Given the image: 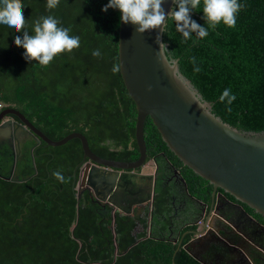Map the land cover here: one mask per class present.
Returning <instances> with one entry per match:
<instances>
[{
    "label": "trees",
    "instance_id": "1",
    "mask_svg": "<svg viewBox=\"0 0 264 264\" xmlns=\"http://www.w3.org/2000/svg\"><path fill=\"white\" fill-rule=\"evenodd\" d=\"M21 2L29 34L35 19L52 15L60 26L71 29L70 35L80 37V46L44 67L26 61L24 49L14 44L22 31L0 25V103L14 105L51 139L79 131L97 155L135 160L139 155L135 104L121 74L111 71L118 62L119 10L102 11L108 0H59L53 9L46 7L47 0ZM239 2L243 8L236 26L221 23L203 39L193 33L185 41L169 19L163 30L165 53L169 60L178 59L179 71L204 101L211 102L215 115L240 130L263 131L264 0ZM202 16V10L191 13L207 28ZM95 49L100 57L92 56ZM191 56L200 68L197 73L189 62ZM225 88L236 97L231 105L219 100ZM143 131L147 160L155 157L162 163L167 158L184 178L188 193L210 204L212 185L180 162L149 117ZM12 151L9 143H0V264H203L161 233L166 231L170 211V189L161 177L156 180L152 209L143 215L115 211L113 216L111 206L90 202L86 191L77 210L78 172L73 173L83 156L78 138L59 146L40 140L32 155L27 139L17 161L19 177L30 176L25 181L5 179L11 173ZM56 170L70 181L59 182L52 175ZM243 207L264 224L261 215ZM187 228L195 230L196 224ZM191 231L182 244L193 236ZM258 254L253 263L264 264Z\"/></svg>",
    "mask_w": 264,
    "mask_h": 264
},
{
    "label": "water",
    "instance_id": "2",
    "mask_svg": "<svg viewBox=\"0 0 264 264\" xmlns=\"http://www.w3.org/2000/svg\"><path fill=\"white\" fill-rule=\"evenodd\" d=\"M163 7L165 12L171 9L172 0H165ZM135 27L119 19L120 74L136 109L135 141L139 155L135 160L122 161L97 155L90 149L86 136L79 131H72L58 140L51 139L15 108L0 111V141L6 135L16 138L14 133L19 126L29 130L37 143L43 140L50 146H59L72 138H78L83 156L73 173L75 175L79 168L75 193L77 210L83 190H88L96 203L102 207L106 204L112 207L113 216L116 208L121 209L123 205L119 197L125 195L129 196L125 198L129 202L126 208H122L124 213L130 214L134 205L147 202H150L151 211L156 180L161 177L164 181L166 176L159 175L160 168L155 157L149 159L155 164V172L147 174L142 171L149 162L143 131L145 119L149 117L166 146L180 162L212 185L211 202L207 210L205 209L208 204L196 199L203 207L195 222L197 227L191 231L193 236L184 244L183 235L172 241L177 243V248L182 246L203 264H214L200 258L192 245L201 242L206 233L215 235L218 233L216 236L219 240L227 241L233 250H239L252 263L244 249L245 242L251 240L246 231L239 227V223L247 221L239 211L253 221L252 216H249L243 207L246 205L264 219V130H240L215 115L211 111V102L204 101L190 80L179 71L178 59H168L172 62L175 78H172L157 60L159 43L156 37L159 36L163 42V33L160 29L141 34L135 31ZM149 85L151 91L148 90ZM7 113L16 114L19 121L4 119ZM13 156L11 173L5 179L14 182L29 179L30 176L19 177L17 173L19 153L14 151ZM166 160L174 173L179 174V179L187 191L184 178L167 158ZM138 179H142L144 183H138ZM147 180V195L139 199L137 197L139 190L146 189ZM225 194L232 196L235 201L229 200ZM130 196L138 199H132ZM220 197L227 200L222 203L228 208V216L219 212L222 205ZM214 216L217 220L220 219L225 227L212 224ZM258 223L264 227V224ZM225 234H236L240 240L235 244L224 236ZM258 248L262 249L261 246ZM117 253L116 248L115 255ZM233 259L234 256H228V261Z\"/></svg>",
    "mask_w": 264,
    "mask_h": 264
},
{
    "label": "clouds",
    "instance_id": "3",
    "mask_svg": "<svg viewBox=\"0 0 264 264\" xmlns=\"http://www.w3.org/2000/svg\"><path fill=\"white\" fill-rule=\"evenodd\" d=\"M164 3L165 0H108L101 10L118 9L121 21L135 25V31L141 34L157 28L163 33L167 21L171 19L175 23L176 31L187 41L192 39L193 33L198 39L207 37L209 29L215 30L221 23L228 28H234L237 14L243 8L239 0H172L174 7L165 12ZM58 4L59 0H47L46 7L53 9ZM24 6L21 0H0V25L16 32H23V36H15L13 42L17 47L24 49L23 58L26 61H36L46 67L57 55L79 48L80 37L70 35L71 29L60 26V21L52 15L35 19L32 34H29V31L25 30ZM197 10H202V19L207 28L191 18V13ZM156 40L159 43L157 60L162 63L168 74L175 78L172 62L165 55L167 47L159 36ZM92 56L100 57V50H93ZM189 62L193 64L194 73L200 71L196 57H189ZM111 71L114 74L120 73V62L114 63ZM148 90L151 91V85L148 86ZM235 99V95L228 88L219 96L220 102L227 105H231ZM52 175L61 183H67L71 179L66 178L59 170L54 171Z\"/></svg>",
    "mask_w": 264,
    "mask_h": 264
},
{
    "label": "flooded vegetation",
    "instance_id": "4",
    "mask_svg": "<svg viewBox=\"0 0 264 264\" xmlns=\"http://www.w3.org/2000/svg\"><path fill=\"white\" fill-rule=\"evenodd\" d=\"M7 108L17 109L16 107H14V105L9 106V105H3L0 103V111H2L3 109H7ZM4 119H11L12 121H19V118L17 117V115L13 114V113H7L6 115H4ZM14 135L16 136V138H10V137H8V135H6V137H4L0 141V143H3V142L9 143L12 150H13L12 152L17 151L19 153V155H20L21 146L27 139H28V152L30 153V155H32L33 149L40 143V142L39 143L36 142V139L32 136V134L29 132V130H27L21 126L16 128ZM33 140H35V143H31V142H33ZM158 164H159V168H160L159 175L161 176L163 174L166 176V179H165L166 181H163V183L166 184L165 182H167V180L168 181L170 180L171 173H169V171H167V167L164 164H161L159 162H158ZM170 169L172 170V167H170ZM78 170H79V168L77 169V172H78ZM147 190H148L147 187H146V189L143 188L142 190H139L142 193L139 197L143 196V198H145L147 195ZM84 191L88 192V200L92 203H95L94 202L95 199H93V195L91 194V192H89L88 190H83V192ZM128 197H129L128 195H125V197H123V196L119 197V199L121 198L122 204H124L125 206H127V202H129V201H126V199H125ZM219 201H220V204H222L220 206L219 212L226 215L228 208L222 202H226L227 200L225 198L221 197ZM199 215H200V213L198 214V216ZM248 215L251 216L250 214H248ZM243 216L248 218V216L244 213H243ZM252 218L254 219L252 222L247 221V222L242 223V224L239 223L240 224L239 227L246 231V233L248 234V238H250V240H251L249 242L248 241L245 242L244 249H245V253L251 258L252 263H250V261H248V259L245 257V255L242 254L239 250H233L231 245L227 241L219 240V238L216 236V235H218V233L216 235H215V233H206V235L202 238L201 242L192 245L193 250L204 261L213 262L214 264H254L252 259H253V257L260 256L258 254V252L261 254V257L264 259V227L258 223L259 221L257 219H255L254 217H252ZM252 223L254 224V226H252ZM190 225H188V226H190ZM216 226L225 227L224 223L222 221H220V219L217 220ZM259 226H261V227H259ZM168 227H169V225H168ZM159 228H160V225H159ZM148 230H150V228ZM166 231H170V230L166 229ZM189 231H191L190 228H188L187 230H184V232H182V234L185 233L184 234V236H185L186 234L189 233ZM226 232H227V230H226ZM161 233L163 235H166L167 238H169V239L172 238L170 236L171 234L169 232H161ZM219 234L221 235L222 233H219ZM224 236H227L228 238H230L235 244L237 243V241L240 240L238 235H236V234H225ZM258 246H261L262 249L260 250L258 248ZM229 255L234 256V259L232 261H228ZM86 264H90V263L86 262Z\"/></svg>",
    "mask_w": 264,
    "mask_h": 264
},
{
    "label": "crops",
    "instance_id": "5",
    "mask_svg": "<svg viewBox=\"0 0 264 264\" xmlns=\"http://www.w3.org/2000/svg\"><path fill=\"white\" fill-rule=\"evenodd\" d=\"M164 162L161 164H164L167 167V171L171 173L170 180L166 183L167 186H169L170 189V195H169V201H168V206L170 208L169 213L166 215L165 220L169 219L167 224H166V229L170 231H165L169 232L171 235V239L173 240L174 238H180L182 235V232L184 230H187V226L190 224H196V220L198 219V214L200 213V210L202 209V204H200L196 198L191 197L190 195L184 188L182 182L179 179V174H175L172 170L170 169V165L168 164L166 158H163ZM158 162V161H157ZM160 163V161H159ZM142 171L147 174H151L155 172V164L153 160H149V162L143 167ZM180 173V172H179ZM166 179V177H165ZM138 183H144L142 179H138ZM166 181V180H164ZM146 187H148V180L145 182ZM148 189V188H147ZM140 191L137 197L140 199ZM132 199H138L135 196H130ZM221 198V197H220ZM121 200V198L119 199ZM124 204L122 205V208H126ZM152 207V206H151ZM209 207V203L206 207L205 210H207ZM122 208H116V211H122ZM150 202L147 203H140L138 205H134L132 208V213H138L140 215L145 214L146 211H150ZM241 214H243L241 211H239ZM124 213V212H123ZM198 213V214H197ZM131 214V213H130ZM228 214V212H227ZM245 221L252 222L249 219H247L244 216ZM217 218L214 216L212 217V224H216ZM254 223V222H253ZM252 223V226L254 224ZM169 225V227H168ZM197 226V225H196ZM159 228V225L156 226ZM261 227V226H259ZM258 227V228H259ZM140 229V228H138Z\"/></svg>",
    "mask_w": 264,
    "mask_h": 264
}]
</instances>
